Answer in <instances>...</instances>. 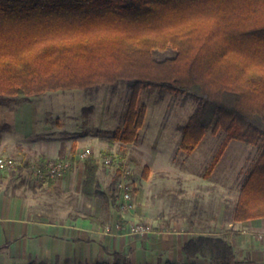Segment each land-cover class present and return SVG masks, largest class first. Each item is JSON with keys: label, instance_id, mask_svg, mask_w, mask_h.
<instances>
[{"label": "trees", "instance_id": "1", "mask_svg": "<svg viewBox=\"0 0 264 264\" xmlns=\"http://www.w3.org/2000/svg\"><path fill=\"white\" fill-rule=\"evenodd\" d=\"M168 50L173 54L155 57ZM119 84L130 89L122 126L112 133L122 144L142 127L141 88L156 87L196 101L182 129V152H193L208 131L224 133L204 176L230 140L261 145L231 219L264 217V0H0V96ZM47 161L40 156L36 166ZM98 169L93 154L83 159L80 193L107 202ZM147 173L144 166L143 179ZM120 175L116 169L111 184ZM56 178L47 189L59 193ZM88 219L99 223L94 215ZM180 250L187 258L233 264L234 250L221 236H192ZM112 256L95 264H133L119 252Z\"/></svg>", "mask_w": 264, "mask_h": 264}, {"label": "rangeland", "instance_id": "2", "mask_svg": "<svg viewBox=\"0 0 264 264\" xmlns=\"http://www.w3.org/2000/svg\"><path fill=\"white\" fill-rule=\"evenodd\" d=\"M157 52V58L173 54L171 50ZM129 95V87L119 84L86 91H47L23 98L0 96V157L11 165L0 170L3 191L23 197L30 191L33 201L38 204L35 208L33 202L35 212H44V202L50 204L46 210H51L57 217L66 211L77 213L81 209L76 200L78 196L48 190V183L32 174L38 155L28 146L25 148L17 143L18 140L25 141L21 132L28 129L26 122L21 129L17 119L18 122L26 121L29 116L25 117L23 113L19 117L17 112L14 125L6 120V111L14 109L17 102L30 100L36 140L40 141L45 135L64 138L63 152L69 156L73 137L84 131L98 135L90 141L83 138L79 146L86 156L95 154L101 160L103 174L100 180L106 185L108 200L119 213L117 222L128 229L129 235H140L138 238L144 237L146 241L154 237L152 245L173 248L167 236L172 228L197 229L205 227L208 218H231L241 184L259 155L261 145L230 140L219 160L213 162L210 174L204 176L225 135L221 131H208L193 152L187 154L179 149L182 129L195 108V99L187 93L141 88L137 105L138 108L145 107L142 127L133 142L122 144L113 140L112 133L122 126ZM35 144L45 148L46 152L58 145L48 140ZM104 159H110V163H104ZM72 166L70 164L63 172ZM144 166L148 167L146 179L141 176ZM116 169L121 170L119 180L131 186L128 201H122L116 183L111 184ZM74 200L75 209L71 206ZM134 226H143L147 233L133 232ZM165 252L167 249L159 253L153 264H163L160 256ZM157 253L153 251L154 257ZM122 255L130 258L129 253ZM0 260V264H13L9 259Z\"/></svg>", "mask_w": 264, "mask_h": 264}, {"label": "crops", "instance_id": "3", "mask_svg": "<svg viewBox=\"0 0 264 264\" xmlns=\"http://www.w3.org/2000/svg\"><path fill=\"white\" fill-rule=\"evenodd\" d=\"M31 104L30 100L17 102L14 109L6 111V120L14 125L17 112L20 113L19 117L23 116V113L25 117L28 115L26 121L18 122L17 119V125L21 129L24 127L23 122L28 124L27 131L21 132L23 138L21 139L25 141L18 140L17 143L36 151L38 158L43 156L47 160L61 158L71 161L72 169L59 175L53 186L63 194L78 196L76 200L78 199L81 209L77 213L66 211L57 217V214L52 213L51 210H46L50 204L44 202V212H35L32 210L34 201L30 191H26L25 197L14 196L10 192H4L0 185V258L2 260L9 259L13 264L27 263L30 260L43 261L46 264H95L97 261L112 262V253L119 252L129 253V260L133 264H153L157 261L159 253L167 249L165 255L160 256L164 262L216 264V261L199 256L187 258L180 250L182 244L192 236L212 235L224 237L230 243L234 250L233 264H264V217L244 221H233L231 218L226 220L223 217L208 218L207 225L197 229L171 227L172 230L167 232L170 233L167 236L173 248L152 245L154 237L146 241L144 237L138 238L140 235H129L128 229L118 223L119 213L110 201L104 202L97 197L88 199L80 193L83 159L86 155L81 152L82 148L79 145L83 143V138L90 141L92 138H98V135L94 136L89 131H84L81 135L73 137L72 143L76 145L75 154L72 156L70 153L68 156L63 152V145L66 142L64 138L45 135L39 139L40 141L36 140ZM46 140L58 145L50 152H46L45 148L35 144ZM93 155L97 158L95 154ZM97 163L98 179L102 189L106 190V185L100 180L103 166L99 158ZM34 205L35 208L38 206L36 201ZM71 206H76L75 200L72 201ZM89 215H94L99 223L90 221ZM154 250L158 252L155 257Z\"/></svg>", "mask_w": 264, "mask_h": 264}, {"label": "built area", "instance_id": "4", "mask_svg": "<svg viewBox=\"0 0 264 264\" xmlns=\"http://www.w3.org/2000/svg\"><path fill=\"white\" fill-rule=\"evenodd\" d=\"M82 157H84V155H82ZM103 162L108 164L110 163V159H104ZM70 164V160L60 158L48 160L42 167L33 166L32 174L41 178V180L47 181L49 178H54L61 175L63 171L70 166ZM10 166V163H8L4 157H0V170L9 168ZM118 180L116 182V186L120 192V197L123 199L122 201H128L131 198V186L127 182ZM132 231L135 233L144 234L146 229H144L143 226H134Z\"/></svg>", "mask_w": 264, "mask_h": 264}]
</instances>
